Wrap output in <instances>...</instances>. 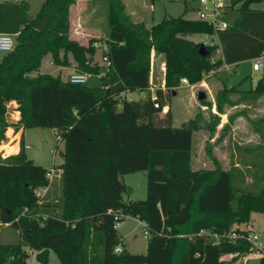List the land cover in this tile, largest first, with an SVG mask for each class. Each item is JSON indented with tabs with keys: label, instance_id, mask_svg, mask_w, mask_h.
Wrapping results in <instances>:
<instances>
[{
	"label": "trees",
	"instance_id": "1",
	"mask_svg": "<svg viewBox=\"0 0 264 264\" xmlns=\"http://www.w3.org/2000/svg\"><path fill=\"white\" fill-rule=\"evenodd\" d=\"M76 1L44 0L34 17L25 2L0 3V33L14 36L13 50L0 60V143L8 127H47L60 136L64 153L54 166L60 172L59 196L46 202H39L34 191L48 184V168L27 158L23 141L17 153L0 155V222H9L21 237L18 243H0V264H29V250L39 264H49V250L60 264H229L244 258L254 246L240 225L249 222L251 213H264V173L258 192L234 187L233 182L246 181L245 174L234 164L225 168L210 144L206 151L212 167L193 168L196 119L172 126L168 111L159 117L168 106L160 89L155 91L158 108L149 93L138 101L118 98L148 92L152 53L165 63L167 91L264 56V10L251 8L264 0H233L223 17L227 28L217 32L214 46L188 39L214 35L201 20L164 17L147 27L131 19L122 0H103L108 32L107 50L101 49L107 66L93 62L96 39L84 45L70 36V8ZM218 49L221 58L213 61ZM46 55L63 67L71 65V56L74 71L95 81L74 84L69 76H29ZM260 72L245 93L251 99L264 96V60ZM234 90L224 87L216 95L219 114ZM12 102L17 121L8 116ZM201 103L211 107L204 98ZM213 118L210 135L220 121L218 115ZM228 130L226 123L216 142ZM136 171L146 172V197L124 200L127 187L120 176ZM126 216L148 229L145 253L128 251L114 228ZM230 232L238 236L231 238ZM118 245L122 250L115 252ZM224 254L233 255L229 262L221 258Z\"/></svg>",
	"mask_w": 264,
	"mask_h": 264
},
{
	"label": "rangeland",
	"instance_id": "2",
	"mask_svg": "<svg viewBox=\"0 0 264 264\" xmlns=\"http://www.w3.org/2000/svg\"><path fill=\"white\" fill-rule=\"evenodd\" d=\"M127 4V12L132 13V20L135 22L143 21L146 26H151L160 22L164 17H178L184 15L187 19H197L196 10L198 4L195 0H124ZM77 3L71 7L70 23L71 33L70 36L79 40L82 44L86 45L89 40L96 39L94 47H98L94 56L93 62L105 66L102 60V47L105 45L103 41L106 39L108 32L107 4L103 0H77ZM28 11L30 16H35L34 9ZM253 9L264 10V1L259 4L252 5ZM37 10V9H36ZM189 40L194 42H206L217 44V39H208L207 35H194L188 37ZM4 53L0 52V60ZM151 71H150V88L153 91L158 88H163V78L159 74V66L161 57L151 54ZM220 50H216L213 54L212 60L220 59ZM71 65L68 67L57 66L52 63L50 55H46L37 72H31L29 76L34 77L37 74H49L53 77L60 76L65 80L73 71V62L71 56ZM221 69V68H220ZM216 73L211 74L204 80L207 82L206 86L201 87L200 83L195 86L183 85L175 90H164V98L166 99L167 109L162 111L159 117H163L168 111L171 115L172 126H179L181 123L195 120L199 123V128L193 133L192 145V166L193 168H211L212 163L209 160L206 146L210 144L207 136L210 134L208 130V123L213 122V114L210 107H204L199 99L200 94L204 95L206 102H213L217 94V90L222 87V84L215 78ZM260 71H253L250 63H243L237 67L223 66L217 73L227 85H237L241 82L243 88L249 87V82L252 80L255 85L260 77ZM99 77V76H98ZM96 77V79L98 78ZM95 81V77L88 76L87 82ZM150 94L148 92H133L123 93L119 96L118 101L124 98L128 100L138 101L145 99ZM16 105L10 103L8 105V116L13 120L16 112ZM205 109H204V108ZM264 117V102L259 103L258 110L253 111V121L256 123H240V128H246L249 141L239 136H233L232 131H227L222 137L220 142L213 139L211 145L212 153L221 161L222 165L226 168L230 167L234 162H237L240 167L239 170L245 174L246 181L233 182V186L242 190H250L258 192L262 184L261 176L264 173V123L260 119ZM239 133V131H238ZM213 134V133H212ZM211 134V135H212ZM241 135V134H239ZM243 135V134H242ZM253 135V137H252ZM242 137V136H241ZM24 151L29 160L34 159V163H41L44 167L49 168L52 163L59 165L62 158L59 152L63 151L62 140L58 142L57 132L52 128H36L26 127V132L23 137ZM57 149V153L53 155V150ZM41 161V162H39ZM248 165L249 167H247ZM59 171L53 178L51 191L43 199L45 201H54L58 198L60 193V176ZM120 179L125 183L126 190L122 193L124 200H141L146 197V172L136 171L125 173L120 176ZM53 212V210H51ZM41 214L40 211L36 215ZM46 216V213H42ZM241 229L248 231V234H256L258 236V245H253L252 252L244 258H239L237 261L229 264H264L261 263L260 258L264 256V213L253 212L249 222L240 225ZM144 222L139 221L131 216H126L120 224L118 231L125 234L124 243L126 249L132 253H145L147 237L144 236ZM216 237V236H215ZM21 241L18 229L13 226H0V243L13 244ZM29 264H39L35 260V251L29 250ZM232 254H224L221 256L223 260L229 262ZM48 263L60 264V261L53 250L48 251ZM228 264V263H227Z\"/></svg>",
	"mask_w": 264,
	"mask_h": 264
},
{
	"label": "crops",
	"instance_id": "3",
	"mask_svg": "<svg viewBox=\"0 0 264 264\" xmlns=\"http://www.w3.org/2000/svg\"><path fill=\"white\" fill-rule=\"evenodd\" d=\"M43 1L44 0H0V3H3V2H13V3L25 2L27 4L28 11H30L31 7L33 6V7H35L34 8L35 9L34 11H36L35 13H37L39 8H40V6L43 3ZM122 1L125 4V8H126V12H127V4L125 3L124 0H122ZM251 8H252V6H251ZM255 10H259V9H255ZM70 12H72L71 8H70ZM127 13L130 15L131 19L134 18V17H132V13H130V12H127ZM30 17H33V16H30ZM140 22H143V21H140ZM160 57L162 58V56H160ZM162 62H163V58L161 59L160 63H162ZM247 62L251 64V61H245V62H241L239 64L231 65V66L237 67V66H239V65H241L243 63H247ZM221 69H219L217 72H215L216 74L214 75V76H216L215 78H217V80L222 84V87L217 90V94L224 87H226L227 89L235 87V90L233 92L229 93L228 98H227L228 101H226L222 105V109H223L222 113L219 114L217 112L216 105H215V99L213 100V102H211V107H210V108H212L211 111H212L213 114L218 115L220 117V121H219L218 125L216 126L215 131L213 132V134L212 135L208 134L207 139H208V141H210V143L212 145L214 143L213 139H216V138H218L220 136V132H221L222 126L224 124L228 123L229 124V130L228 131H232V133H233L232 137H234L235 135L238 134L237 136H239L240 138H244L245 140L249 141V138H251V137L247 136L246 128H240L239 124L240 123H256L257 122V120L253 121L254 120L252 118L253 111L258 110L259 103L264 102V96H261V97H259L257 99H251L249 96H247L245 94V93H247L250 89H252L255 86L253 84L252 80H250V82H249V87L244 86L245 88L242 87L241 82L238 83L237 85H231V86L227 85L221 78H219L217 76V73ZM73 72H74V69H73L72 73ZM159 74H161V76L163 78V80H162L163 83L162 84H164V75H163V73L161 71L159 72ZM211 74H214V73H211ZM211 74H209L206 78H208ZM200 86L201 87L206 86L208 88L207 82L205 80H203L200 83ZM215 98H216V96H215ZM12 103L14 105H16L15 102H12ZM204 107H206V106H204ZM18 118H19V113L16 111L15 115L13 116V121H17ZM238 131H239V133H238ZM25 132H26V128L19 127L18 129H14L13 127H8L6 132H5L6 141L0 143V155L2 157H5V156H7L9 154L17 153L19 148H20L21 140L23 141V137L25 135ZM226 133L227 132H225L224 134H226ZM224 134H223V136H224ZM239 134H241V135H239ZM252 137H253V135H252ZM32 161L35 162L34 159ZM39 162H41V161H39ZM36 164H40L41 165V163H36ZM233 164L236 167H240L237 162H234ZM42 166H44V165H42ZM246 166L249 167L248 165H246ZM51 186H52V184H51ZM51 186H50V188L48 190V193L51 191ZM135 219H137V218H135ZM118 228H117V230H118ZM118 233H119V235L121 237L122 243L125 246V243H124L125 234L120 233V231H118ZM125 248H126V246H125ZM262 254L264 255V253H262Z\"/></svg>",
	"mask_w": 264,
	"mask_h": 264
},
{
	"label": "built area",
	"instance_id": "4",
	"mask_svg": "<svg viewBox=\"0 0 264 264\" xmlns=\"http://www.w3.org/2000/svg\"><path fill=\"white\" fill-rule=\"evenodd\" d=\"M195 1L198 4V8L196 10L197 19L207 23L209 26L212 27L214 31V35L208 36V39L209 40H211L212 38L217 39V35H216L217 32L227 28V23L225 20H223V17L226 15L227 9L232 6L233 0H195ZM202 43L203 45H206V46H214V43H209L210 45H207L205 41L204 42L202 41ZM13 48H14V36L11 34L0 33V52L8 53V52H11ZM102 49L104 52H106L107 50L106 45H103ZM102 60L106 63V66H107L108 61H107L106 56H104ZM263 60H264V56H260L258 58L252 59L251 60L252 70L257 71V72L260 71L262 68ZM159 70L164 75L165 70H166L164 62L160 63ZM88 76L89 75L85 73L74 71L71 75H69V81L74 84H83L88 80ZM182 84L189 85L186 81H183ZM189 86H195V85H189ZM158 89L162 91L165 90L164 87L162 89L161 88H158ZM158 89H155V91ZM149 90L151 91L150 100L153 102L154 107L158 108V101H159L158 95L155 93V91L152 90V88H149ZM166 109H167V106L163 108V112L166 111ZM57 139H58V142L61 141V138L59 135H57ZM56 153H57V149L55 148L53 150V155H55ZM54 166H55V163H52V166L46 170L45 176L48 180V184L44 187L37 188L34 191L39 202H41L44 199L45 195L47 194L51 186L53 178L57 175V171H59ZM24 212L25 211H23L22 214H24ZM17 219L18 217L15 218V221ZM9 224H10L9 222H6V223L0 222V226H7ZM120 224L121 222L116 221L114 223V228L117 229L120 226ZM144 227H145L144 236L148 237L149 236L148 229L146 228L145 225ZM228 236L233 238V237H237L238 234L234 232H230ZM247 238L250 240V242L254 246L258 245V236L256 234H248ZM121 250H122L121 246L118 245L115 247V252H120Z\"/></svg>",
	"mask_w": 264,
	"mask_h": 264
},
{
	"label": "water",
	"instance_id": "5",
	"mask_svg": "<svg viewBox=\"0 0 264 264\" xmlns=\"http://www.w3.org/2000/svg\"><path fill=\"white\" fill-rule=\"evenodd\" d=\"M203 51H204V49H203V47H201L200 52H203ZM203 98H204V95L200 94L199 99L202 100ZM59 156L61 158L64 157V153L63 152H59Z\"/></svg>",
	"mask_w": 264,
	"mask_h": 264
}]
</instances>
